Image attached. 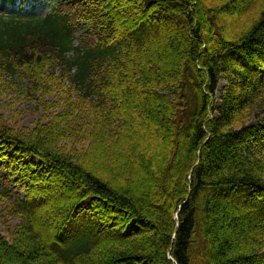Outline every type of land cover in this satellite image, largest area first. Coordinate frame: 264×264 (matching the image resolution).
<instances>
[{
    "label": "trees",
    "instance_id": "16d2710c",
    "mask_svg": "<svg viewBox=\"0 0 264 264\" xmlns=\"http://www.w3.org/2000/svg\"><path fill=\"white\" fill-rule=\"evenodd\" d=\"M121 1L0 12V264H264V0Z\"/></svg>",
    "mask_w": 264,
    "mask_h": 264
},
{
    "label": "rangeland",
    "instance_id": "374dc122",
    "mask_svg": "<svg viewBox=\"0 0 264 264\" xmlns=\"http://www.w3.org/2000/svg\"><path fill=\"white\" fill-rule=\"evenodd\" d=\"M56 0H0V12L12 13L19 12L20 15H34V16H45L50 13L51 9L55 6ZM123 1L116 0L112 6L108 5L109 10L106 9L101 11L102 18L113 17L114 20L122 22L125 18V14L128 12L127 8L122 4ZM117 4V5H116ZM122 4V5H121ZM111 6V7H110ZM216 43L212 46L214 47ZM71 53V52H70ZM225 85L222 81L220 82V87ZM26 92V91H24ZM219 95V93H217ZM53 100V98H49ZM42 98L39 101L31 99L27 94H18L17 92H10L0 96V112L3 114L4 119L7 123L13 126L15 129H31L38 120H43L48 114L45 111L43 105H40ZM49 113V112H48ZM23 131V130H22ZM81 143V144H80ZM80 143H75L74 145L69 144L68 147L71 149H76L82 151L87 149V141H82ZM86 143V144H85ZM86 148V149H85ZM101 166V165H100ZM102 167V166H101ZM5 173V171H4ZM61 181L55 182V187L60 185ZM61 187V186H60ZM62 188V187H61ZM55 201H52L54 204ZM53 206V205H50ZM50 206H46L42 209V219L49 220L48 209ZM3 210L0 206V211ZM2 219L4 222L8 223L10 226L16 223V219L9 218L5 216L6 213L3 211ZM91 217L85 213H80L77 218H74L68 223L65 229L62 231V236L64 239H69L72 234H78L92 228ZM221 220V221H220ZM238 229L241 228V222H238ZM229 216L223 215L219 219L218 227L222 231L226 232L230 237H233L237 231L228 229ZM240 225V227H239ZM131 224L129 225V227ZM0 230L5 231V225L0 221ZM72 230V232H70ZM12 264H17L13 262Z\"/></svg>",
    "mask_w": 264,
    "mask_h": 264
}]
</instances>
